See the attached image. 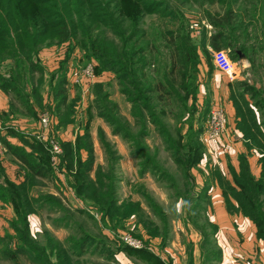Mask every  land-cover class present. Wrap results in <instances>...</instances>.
Wrapping results in <instances>:
<instances>
[{"label": "rangeland", "instance_id": "1", "mask_svg": "<svg viewBox=\"0 0 264 264\" xmlns=\"http://www.w3.org/2000/svg\"><path fill=\"white\" fill-rule=\"evenodd\" d=\"M44 1L46 3L43 9L47 12H53L52 6L55 4L62 5L68 10L77 7L82 12L80 24L88 26L91 22L92 24L96 22L98 25H94L92 32L103 34L105 28L108 41L112 40L114 45L118 42L114 34L126 39V0ZM138 1L153 10L151 15H144L141 22V28L149 31V39L153 38L152 43L157 49L156 58L151 63L149 71L156 70L154 75L157 72L161 77L168 69V49L165 46L164 32L180 27L181 23L185 32L190 33L198 55L197 75L212 70V53L215 51L208 44L211 27L202 20L196 5L184 0ZM213 9L218 8L215 6ZM84 12H89L90 15H85ZM64 14L67 24L75 28L78 23L77 16H67L66 12ZM50 23L51 26H55L58 21L50 19ZM75 32L78 34L77 38L66 43L57 44L52 34L41 40L34 59L42 68L41 74L28 75L27 67H22L24 105L16 104L17 106L11 107V96L0 89V145L4 148L5 142L13 149L24 152L25 155H29L30 161H37L39 155L29 148V144L36 147L42 145L48 152L51 175L54 179V181H36L40 185L36 186L34 196L45 197L48 201L42 211L30 216L31 221L28 217L29 237L33 240L27 241L38 249L45 246L48 240L53 243L59 241L67 252L68 244L72 242L68 240L69 236L77 237L75 241L79 242V237L86 235L89 239L78 260L80 264H157L156 261L146 263L128 255L124 252L126 248L145 251L153 258L156 256L164 264H261L260 258L264 257V242L257 240L256 229L252 222L241 212L227 208L226 202L225 204L223 202V195L220 196L212 185L211 189L208 185L206 194H209L213 201L207 205L205 198L197 199L199 192L208 184L206 179L211 173L210 166L205 168V163L200 170L198 167L192 168L189 171V180L186 181L173 163L170 151H166L164 143L166 139L160 136L151 124H147L150 134L146 140L134 141V146L141 144L143 151L153 160L149 162L148 172L140 174L139 165H143L144 161L132 157L133 143L126 140V129L134 136L137 131L131 127L134 124L130 116L131 108L126 102V96L119 90L118 75L103 65V61L98 59L101 57H96L98 53L88 52V49L77 43L87 42L84 31L81 29L79 31L77 28ZM102 57L107 58L104 55ZM263 57V52L258 54L255 65L247 69L241 67V61L234 60V72L239 76L246 75L250 82L264 84ZM10 63L12 62H0V78L9 77ZM88 70L91 73L89 77L84 75ZM220 76L222 79L229 78L221 72ZM203 83L205 84V79ZM57 84H63L66 90L67 105L63 109L57 107L55 99ZM205 93H198L197 100L193 96H189L188 99L182 97V106L175 102L177 101L175 98H171L166 107L157 106V114L162 121L161 126L172 135L169 137L171 143L177 142L173 138L174 130L181 131L184 137L187 136L188 131H195L198 128L199 122L196 119L200 114L202 118L206 105V99H203L209 95L208 90ZM102 96H104L103 100ZM215 106L211 108L221 110L225 117L224 110ZM167 112H172L176 119L168 117ZM110 116L113 123L108 124ZM44 118L48 119V127L43 132L41 121ZM225 125L227 127L226 118ZM226 127L220 136L222 141L228 134ZM82 138L88 140L92 154L95 156V163L88 179H95L98 168L104 169L107 166L105 156L107 150L118 156L115 165L117 201L114 210L126 206V201L137 203L147 217L144 221L152 228L147 227L148 230H152L150 233H153L154 225L162 227L165 222L168 229L166 241H163L161 236L150 235L141 223L138 224L135 216L114 221L108 216H103L98 207L89 201L87 193L83 194L78 181L75 182L78 165L75 163L74 168L69 171L61 157L51 156L49 152L51 144L54 146L59 144L61 147V143L75 142L76 139ZM205 140L218 139L205 138ZM235 151V147L231 146L227 151L219 149V155L221 157L224 155L222 153L227 152V157H230L231 154L237 153ZM154 154L155 159L152 157ZM80 157L81 163H85L89 158L88 151L82 150ZM220 157L216 156V166L219 168L224 166L222 177L228 182L231 181V186L235 187L231 172H240V161L238 160L237 170L234 166H229L227 170L222 163L227 159ZM0 161L4 168L3 177L0 179L1 185L26 184L28 173L25 174L8 150L7 153L0 151ZM261 166L259 164L258 167L256 161L252 159L251 167L254 174L259 169L261 176ZM213 167L212 170H215ZM248 167L250 170V166ZM162 170L170 175L168 180L160 175ZM192 170H196L198 175L195 172L192 174ZM228 175L231 179L227 178ZM201 179L203 180L200 181ZM186 182L189 184L185 185ZM1 195L8 194L2 192ZM227 198L232 206H237V202L232 197ZM2 200L6 199L2 198ZM197 201L198 203L202 201L200 209L195 206ZM152 203L158 205L164 220L154 213L151 208ZM14 216L12 206L0 202V264H29L26 257L17 255L18 250L26 248L15 239L16 235L11 227ZM58 218L62 220V224L56 222ZM244 220L249 222L246 223L247 226ZM18 228L23 229V224H19ZM252 228L254 233L251 232ZM46 232L48 234H45ZM97 242L101 244L98 245ZM215 250L220 252L217 260L213 253ZM52 261L56 262L54 258Z\"/></svg>", "mask_w": 264, "mask_h": 264}, {"label": "trees", "instance_id": "2", "mask_svg": "<svg viewBox=\"0 0 264 264\" xmlns=\"http://www.w3.org/2000/svg\"><path fill=\"white\" fill-rule=\"evenodd\" d=\"M184 1L196 5L200 10L202 20L211 27L208 44L214 51H225L232 62L239 60L237 54L240 53L251 67L255 65L258 54L263 52L264 55V0ZM45 3L44 0H0V62H12L10 63L9 77L0 78V89L11 96V107L17 106L16 104H25L24 96H22V67H27L28 75L42 73L41 66L34 60L41 40L52 34L56 38L57 44L66 43L77 38L78 34L75 31L79 28V31L80 29L84 31L87 42L83 44L78 41L77 43L83 45L86 50L88 49V52L98 53L96 57L103 58L102 55L106 56L107 58H103L104 60L98 59L103 61V65L109 71L111 70V72L113 71L118 75L119 90L121 94L126 96V102L131 108L130 116L134 122L131 127L137 131L134 136L126 129V140L133 143L132 157L138 161H144L143 165H139L140 174L143 175L148 172L149 162H153V160L151 156L143 151L141 144L134 146V141L146 140L150 134L147 124H151L155 127L156 132L166 139L164 142L167 148L166 151H170V157L178 168L179 174L186 181L189 180V171L196 167L202 158L203 148L200 137L204 131V124L210 110L209 100L207 98L205 100L206 105L202 112V118L200 114L196 119L199 126L195 131H188L187 136L183 137L181 131L174 130L175 137L173 138L177 140L176 144L171 143L169 140L172 135L170 131L167 132L161 126L162 121L159 120L157 114V106L166 107L171 98H175L177 100L175 102L182 106V97L188 99L189 96H193L196 100L198 97V55L190 33L185 32L183 24L181 23V26L176 29L164 32L169 66L160 77L157 72L154 75L156 70L149 71L151 63L156 58L157 49L152 43L153 38L149 39V31L141 28L142 18L144 15H151L153 10L141 5L140 1L126 0V39L114 34V37L118 38L116 45L113 44L112 40L108 41L109 38L106 35L105 28H103V34L102 32H92L94 25H98L96 22L93 24L91 22L88 26L81 25L82 12L77 7L68 10L62 5L55 4L56 8L52 6L53 12H47L43 9ZM204 6H207V8ZM215 6L218 9H213ZM65 12L67 16H77L76 21L78 23L75 28L67 24ZM84 14L87 15L89 12H84ZM50 19L57 20L58 24L51 26ZM175 19L177 20V18ZM212 68H214L213 65ZM63 87V84H57L55 91L57 107L61 109L67 105L66 90ZM238 90L251 93L254 106L264 110L262 90L256 91L253 87L248 86H238ZM33 95H35L34 90ZM104 96H102V100ZM167 115L176 119L172 112H167ZM107 123H113L111 116ZM115 133L119 134L117 131ZM244 137L253 142L256 140L251 132H244ZM87 141L82 138L76 139L75 142L61 143L62 155L60 156L69 171L74 168L75 163L78 165L79 170L75 182L78 181L83 194L87 193L90 198L89 201L98 207L103 216H108L113 221L135 216L138 224L141 223L146 230H148L147 227L151 228L150 224L144 221L147 217L137 203L126 201V206L114 210L117 201L115 165L119 159L118 156H114L111 151L107 150L105 155L107 166L104 169L98 168L95 179H88L89 172L95 163V156L92 154L91 145ZM4 145L11 157L25 171V174L28 173L27 175H29L26 178V184L22 185L13 183L7 186L8 183H6V186H3L0 182V202L12 206L15 214L14 220L11 222L12 231L16 235V241L26 248L18 250V257H26L29 264H80L78 260L84 252L87 239H89L86 235L79 237V242L75 241L77 237L70 238L69 236L68 240L72 242L68 244L67 252L62 248L59 241L53 243L48 240V243L39 249L27 241L31 239L29 237L28 217L42 211L48 201L45 197L34 196L33 192L40 185L36 181H54L51 175L48 152L45 151L42 145L36 147L29 144V148L39 155L37 161H30L29 155L13 149L5 142ZM82 150H87L89 153V158L85 163H81L80 153ZM152 157L155 159V154ZM260 165H262L261 176L255 179L249 171L247 161L240 158V172H231L235 187H232L219 174H215V176L226 199L227 208L232 209L234 212H241L244 217L248 218L256 229L257 240L264 242V157L260 160ZM3 172L4 168L0 161V179L3 177ZM165 172L164 170L160 171V175L168 180L170 175L165 174ZM189 182H186L185 185H188ZM208 185L206 184V187L202 188L197 199L205 198L208 201L206 194L209 189ZM2 192L8 195L2 196ZM227 197H232L237 202V206H232ZM2 198L6 200H2ZM201 202L198 203L197 201V204L195 203L198 209L202 207L200 206ZM151 208L156 215H160L164 220L157 204L152 203ZM65 217V213H63V219ZM56 222L62 224V220H59V218ZM19 224H23V229L18 228ZM151 231L148 230L150 235L161 236L162 240L166 241L168 229L165 222H163L162 227L154 225L153 233H150ZM45 234H48V232ZM97 244L100 245L101 243L97 242ZM96 247L98 249V246ZM124 252L146 263L156 261L157 264H164L156 256L158 260L142 250L136 251L126 248ZM213 253L217 260L220 252L215 250ZM53 258L56 260L55 263L52 261Z\"/></svg>", "mask_w": 264, "mask_h": 264}, {"label": "crops", "instance_id": "3", "mask_svg": "<svg viewBox=\"0 0 264 264\" xmlns=\"http://www.w3.org/2000/svg\"><path fill=\"white\" fill-rule=\"evenodd\" d=\"M239 61H241L240 62L242 65L241 67H243L244 69H247L250 66L247 60L239 59ZM202 77L205 79V84L203 83L204 79ZM248 79L249 78L246 75L239 76L236 75V73L232 79L229 78L222 79V77L220 76V72L215 68H212L211 71L209 70L208 73L207 72L200 73L198 76V90H199L198 92L200 94H204L205 91L208 90L209 95L207 96H208L210 108L214 107L215 105H216L215 107L217 108L218 107L222 108L224 110L225 118L227 122L226 129L228 130V134L224 138L222 137L224 142L220 140V138L216 141H210V140H205L203 136L200 137V143L203 148L202 158L196 166L198 167L199 170L201 169L200 167L204 166L205 163H206L205 168L206 166L208 167L210 166L209 168L211 169V173L209 174L208 179H206V181L208 182L210 189L212 185V188L218 191L220 196L221 194L223 195V192L218 184V180L215 174L216 175L219 174L220 176H222L221 173H224L223 171L224 166H222L221 168L216 166L217 165L216 156L218 155L220 157L219 149L221 150L224 149L225 151H227V148L229 149L232 146V148L235 147L237 151V153L235 154H231V155L229 154L230 157H227V152L222 153L224 155H222L220 158L227 159L225 161H222V163L225 165L227 170L229 169V166H234V168L237 170L238 160L240 161L241 158V160L244 161L248 160L247 163L249 164L248 166H250V170L252 172V167H251L252 159L256 161L259 167L260 160L262 159V157H264V110H260L259 108L254 106V100L251 93L238 90V86L239 87L248 86V87H253L256 91L262 90L263 92L261 93L264 94V84H262L261 82L258 83H254L252 81L250 82ZM207 96L203 100H205ZM244 132H251L256 140L253 142L250 139H246V137H244ZM233 136H234V140H233ZM230 152H232V149L230 150ZM208 156L210 157V159H206ZM232 157L234 158L229 159ZM212 166H214L213 169L215 170H212ZM191 172L192 174L194 172L197 174L196 170H192ZM252 174L251 175L255 179H258L260 176L259 169L256 174H254L253 172ZM229 175L228 177L227 176L226 177L228 179H231ZM202 180L203 179H201L200 181ZM229 183L231 184V181H229ZM207 196H208V201H206V203L208 205L213 200L212 198H210L209 194H207ZM223 199L222 200L225 204L226 199L224 196ZM31 218L32 217H30V221ZM244 221H245V225L247 226L249 222L247 220ZM252 231L254 233L253 228L251 232ZM260 261L261 264H264L263 256L260 258Z\"/></svg>", "mask_w": 264, "mask_h": 264}, {"label": "built area", "instance_id": "4", "mask_svg": "<svg viewBox=\"0 0 264 264\" xmlns=\"http://www.w3.org/2000/svg\"><path fill=\"white\" fill-rule=\"evenodd\" d=\"M212 64L216 70L228 76L229 79H232L235 76L234 63L230 60L228 54L225 51L213 52ZM84 75L89 77L91 76V73L88 70L84 72ZM41 123L43 128L42 131L44 132V130L48 127V119H42ZM225 127V117L223 116L222 111L211 108L204 124V131L202 133V136L206 139H219L221 134L224 132ZM39 138L44 141L42 137ZM55 145L56 146L51 144L49 152L52 157L53 155L60 157L62 155L61 147L59 144ZM0 151H2L3 153H7V149L5 146L3 148L0 145Z\"/></svg>", "mask_w": 264, "mask_h": 264}, {"label": "water", "instance_id": "5", "mask_svg": "<svg viewBox=\"0 0 264 264\" xmlns=\"http://www.w3.org/2000/svg\"><path fill=\"white\" fill-rule=\"evenodd\" d=\"M237 55H238L240 60H244V57L240 53H238Z\"/></svg>", "mask_w": 264, "mask_h": 264}]
</instances>
